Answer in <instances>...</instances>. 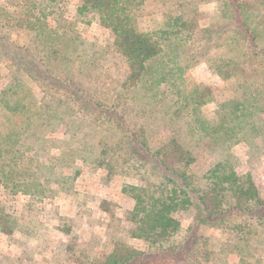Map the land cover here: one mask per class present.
I'll return each mask as SVG.
<instances>
[{
    "label": "trees",
    "instance_id": "16d2710c",
    "mask_svg": "<svg viewBox=\"0 0 264 264\" xmlns=\"http://www.w3.org/2000/svg\"><path fill=\"white\" fill-rule=\"evenodd\" d=\"M64 1L0 0V65L17 78L0 91V234H31L25 213L38 232L46 210L61 234L71 233L53 203L74 192L80 169L71 165L79 161L124 180L121 194L133 203L124 218L128 237L143 247L115 237L95 259L75 243L64 248L62 264H212V229L236 233L232 249L256 237L264 245V199L232 164L240 145L264 156V0H80L73 22L95 23L108 34L102 45L73 34ZM212 13L215 22L202 26ZM23 32L34 43L29 49L16 39ZM100 60L103 76L116 72L103 78L102 100L83 84ZM202 65L223 84L233 81L230 98L219 102L213 88L187 85ZM34 89L51 96L36 105ZM35 136L48 143L41 160L24 150ZM201 160L202 182L194 176ZM23 198L18 214L13 206ZM44 202L54 207L44 211ZM183 214L192 216L185 227ZM235 219L241 222L230 228ZM226 257L258 263L253 254ZM18 262L0 255V264Z\"/></svg>",
    "mask_w": 264,
    "mask_h": 264
},
{
    "label": "rangeland",
    "instance_id": "374dc122",
    "mask_svg": "<svg viewBox=\"0 0 264 264\" xmlns=\"http://www.w3.org/2000/svg\"><path fill=\"white\" fill-rule=\"evenodd\" d=\"M79 3L80 0H65L61 3V8L66 14V20L71 24L74 23L73 18ZM61 18V14L53 16L51 25H57ZM213 22H215L214 13L204 17L201 24L205 26ZM74 24L77 30L74 28L72 30L73 34L77 35L80 32V38L86 40L90 44L96 41L99 45H102V41L108 39V34L95 25V23L91 25H86L84 23ZM73 26L72 24V27ZM15 34H17V32ZM16 39L21 41V46H25L28 49L34 44H32L26 32L18 33ZM92 50L96 51L95 49ZM96 65V69L92 72V69L90 70V68H88V76L90 77H86L83 84L87 85L88 88L91 89L90 91H93L95 95L102 100V93L106 91V88H103L105 86L103 85L105 83L104 80L108 77L114 80V74H116V72L111 70L106 76H103L102 61H96ZM16 79L17 78L9 69L0 65L1 92L6 93L16 82ZM110 82L111 81L107 84ZM196 84H204L213 88L215 99L219 102L231 97V88L234 86L232 80L223 84L216 76L210 74L203 65L192 69L190 72L187 85L193 87ZM32 94V99L35 100L36 105L51 96L50 93L42 94L36 89H34ZM154 128H158V124H156ZM52 137L59 138V136L56 135ZM24 143V150L27 156L40 160L44 158L48 149L46 140L35 136L26 138ZM247 148V146L240 145L233 149L232 164L238 175H251L260 198L264 199V156H258L259 154L252 150L247 152ZM204 164V160H201L200 164L194 169L196 181L200 179L202 182L204 172L207 170V165ZM72 166L80 169V174L74 183V192L72 195L60 196L61 198L53 203V205L61 209L62 215L67 217L65 221H67V224L70 226L71 233L63 235L56 229L59 222L53 211L46 210V212H44L45 218L37 221L42 226L38 227L40 228L38 232L32 228V226L37 223L27 222L26 213H22L24 214V219L21 220V223L26 225V228L25 226H23V228L31 234L13 232L7 237L0 234L1 259H3L4 256H8L14 258V261L18 260V264H31L32 262L36 264H62L60 258L62 257L61 255L64 248L71 247L75 243H77L79 247L85 249L89 254H92V257L96 259L100 257L101 254L110 250L109 242L115 237L122 238L136 248L141 249L143 247L141 242L131 241L128 237L129 225L124 218L127 215L126 213L132 208L133 203L121 194V187L124 180L119 177H108L102 170L96 172L89 168H83L84 166L79 161H76L71 167ZM62 170L63 172L68 171L66 169L64 170V168ZM127 182L133 184V182L129 180ZM0 202H3L2 198H0ZM26 204L27 199L23 198L20 203H16L13 208L19 214L26 209ZM2 205L6 208V213H9L10 204L4 203ZM49 205H51L50 202H44V211L46 208H49ZM53 205L51 206L54 207ZM181 217L180 220L183 227L191 222L192 216L190 214H183ZM240 222V220L235 219L231 222L230 228ZM241 224L243 225V223ZM261 229L263 228H260V230ZM229 231H223V234L213 229L206 231L207 235L212 239L213 250L218 253L217 258L214 259L212 264H232V262H227V255L235 257L236 255L242 256L244 253L253 254L256 257L255 259L258 260L257 264H264V260L262 259V257H264V245L258 243L261 239L255 238V235H253L251 237L252 239L255 238L253 241L243 240V242L241 241L240 243L241 245L232 249L231 247L238 241V237L236 233L234 235ZM254 231H256V228ZM42 234H45L46 237L45 235V238L41 237ZM29 236L37 238V242ZM227 238H229V240L225 241ZM44 239L47 241H44ZM224 242H227L229 247L224 248L227 249V251L220 255L219 250L221 246L223 247ZM241 247H243L242 253L239 250ZM48 249H50V253H46ZM42 251L45 253V256H42L44 258L38 255L35 256L38 253L41 255ZM230 251L231 254H229Z\"/></svg>",
    "mask_w": 264,
    "mask_h": 264
}]
</instances>
